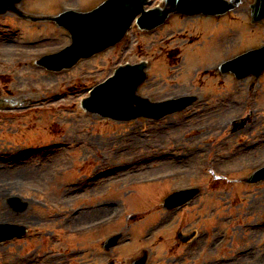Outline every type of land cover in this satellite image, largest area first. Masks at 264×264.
I'll return each instance as SVG.
<instances>
[{"label": "rangeland", "instance_id": "1", "mask_svg": "<svg viewBox=\"0 0 264 264\" xmlns=\"http://www.w3.org/2000/svg\"><path fill=\"white\" fill-rule=\"evenodd\" d=\"M101 1L22 0L18 7L49 16ZM234 14L238 24L177 16L154 31L132 26L114 46L60 72L33 61L69 43L63 29L0 15V97L8 102L0 109V223L28 231L0 244V264H129L144 252L146 264H264V179L243 182L264 166V74L236 80L215 70L264 44V24H250L245 5ZM140 60L147 79L138 94L198 100L158 121L117 122L81 109L90 87ZM232 121L240 125L231 129ZM25 143L32 150L15 163ZM120 164L130 166L95 178ZM187 187L198 195L174 211L161 207L165 192ZM11 196L27 208L14 212ZM193 230L192 241L177 245V231ZM118 232L119 244L104 250Z\"/></svg>", "mask_w": 264, "mask_h": 264}, {"label": "water", "instance_id": "2", "mask_svg": "<svg viewBox=\"0 0 264 264\" xmlns=\"http://www.w3.org/2000/svg\"><path fill=\"white\" fill-rule=\"evenodd\" d=\"M20 1L0 0V13L9 9L21 14L15 8V4ZM147 2L148 0H104L88 12L67 10L47 17L69 32L71 44L57 53L39 58L35 64L51 71L68 69L78 60L90 57L120 40L133 19L140 29L150 30L163 24L170 13L220 14L233 9L238 0H165L163 8L144 10L143 6ZM249 8L252 22L260 21L264 17V0H254ZM145 66V62H141L118 67L113 76L95 86L89 96L81 100V107L88 113L118 121H129L138 117L158 119L184 109L195 99L193 96H184L175 100L150 102L136 95L138 85L146 78L143 71ZM263 68L264 45L221 64L219 70L232 72L237 78H241L249 74L258 76ZM263 178L264 167L253 172L246 181L255 182ZM197 192L195 188L174 192L164 199L163 204L171 208L182 204ZM24 232L23 226L0 224V242L20 237ZM117 237L115 235L107 239L105 248L113 245ZM187 238L185 236L182 240ZM142 261L143 258L136 263L141 264Z\"/></svg>", "mask_w": 264, "mask_h": 264}, {"label": "bare ground", "instance_id": "3", "mask_svg": "<svg viewBox=\"0 0 264 264\" xmlns=\"http://www.w3.org/2000/svg\"><path fill=\"white\" fill-rule=\"evenodd\" d=\"M166 153H163V155H165ZM161 155V152L159 154V156ZM128 166H130V164H124L122 165V167L124 168V170H126L128 168Z\"/></svg>", "mask_w": 264, "mask_h": 264}]
</instances>
